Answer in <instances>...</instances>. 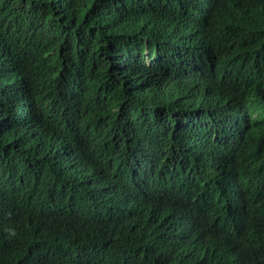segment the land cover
I'll return each instance as SVG.
<instances>
[{
	"label": "trees",
	"instance_id": "1",
	"mask_svg": "<svg viewBox=\"0 0 264 264\" xmlns=\"http://www.w3.org/2000/svg\"><path fill=\"white\" fill-rule=\"evenodd\" d=\"M0 264H264V0H0Z\"/></svg>",
	"mask_w": 264,
	"mask_h": 264
},
{
	"label": "clouds",
	"instance_id": "2",
	"mask_svg": "<svg viewBox=\"0 0 264 264\" xmlns=\"http://www.w3.org/2000/svg\"><path fill=\"white\" fill-rule=\"evenodd\" d=\"M145 55L146 56L143 58V60L147 65H150L151 61L154 60V58L149 57L147 53H145ZM46 125L48 124L46 123ZM106 125L108 127L109 123H107ZM79 143L81 145L82 141ZM65 144V154H60L59 152L55 151L58 148H56V142H54L52 139H46V141L44 142L43 138L41 137L39 138V141H37L34 145H31V148H36L37 150L43 149L44 152L41 154L42 157L45 159L49 158L52 161V165L54 167H56L57 163L61 170L70 173L78 179H84L87 176L89 168L91 167L87 157L85 156L86 150H80L74 147L72 143H68L67 141ZM160 161L162 163H166L168 162V159L163 156L160 158ZM123 165L124 162L122 161L119 164L109 165V167H107L105 170L102 169V171L109 177L112 182L116 183V179L119 176L118 173L122 170ZM167 178L168 171L160 172L155 175L149 183L151 190L153 192L158 190H165L167 188ZM87 185L91 186L92 183H88Z\"/></svg>",
	"mask_w": 264,
	"mask_h": 264
}]
</instances>
